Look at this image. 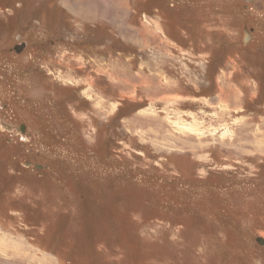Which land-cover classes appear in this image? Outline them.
<instances>
[{"label": "rangeland", "instance_id": "obj_1", "mask_svg": "<svg viewBox=\"0 0 264 264\" xmlns=\"http://www.w3.org/2000/svg\"><path fill=\"white\" fill-rule=\"evenodd\" d=\"M256 238L264 0H0V264H264Z\"/></svg>", "mask_w": 264, "mask_h": 264}, {"label": "water", "instance_id": "obj_2", "mask_svg": "<svg viewBox=\"0 0 264 264\" xmlns=\"http://www.w3.org/2000/svg\"><path fill=\"white\" fill-rule=\"evenodd\" d=\"M248 38H249V34L246 32V33H245V38H244V40L246 41ZM245 41H243V42H245ZM24 47H25V42H21L20 44H17V45L14 46V51L17 52V53H19ZM2 128H4V125H3ZM4 129H5V128H4ZM23 129H24V126L21 125V126L19 127V132L23 133V131H24ZM256 241H257L259 244L264 245V238H256Z\"/></svg>", "mask_w": 264, "mask_h": 264}, {"label": "flooded vegetation", "instance_id": "obj_3", "mask_svg": "<svg viewBox=\"0 0 264 264\" xmlns=\"http://www.w3.org/2000/svg\"><path fill=\"white\" fill-rule=\"evenodd\" d=\"M249 31V30H248ZM250 32H252V28H250ZM17 127V126H16ZM19 127H20V124H18V127L15 129V134L19 133ZM25 129V127H24ZM14 130V129H13ZM6 131H11V130H6Z\"/></svg>", "mask_w": 264, "mask_h": 264}, {"label": "crops", "instance_id": "obj_4", "mask_svg": "<svg viewBox=\"0 0 264 264\" xmlns=\"http://www.w3.org/2000/svg\"><path fill=\"white\" fill-rule=\"evenodd\" d=\"M104 6V5H103ZM107 15H109V14H107ZM96 17H97V15H96ZM104 17V16H103Z\"/></svg>", "mask_w": 264, "mask_h": 264}, {"label": "bare ground", "instance_id": "obj_5", "mask_svg": "<svg viewBox=\"0 0 264 264\" xmlns=\"http://www.w3.org/2000/svg\"><path fill=\"white\" fill-rule=\"evenodd\" d=\"M127 83V82H126Z\"/></svg>", "mask_w": 264, "mask_h": 264}]
</instances>
